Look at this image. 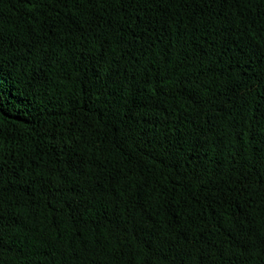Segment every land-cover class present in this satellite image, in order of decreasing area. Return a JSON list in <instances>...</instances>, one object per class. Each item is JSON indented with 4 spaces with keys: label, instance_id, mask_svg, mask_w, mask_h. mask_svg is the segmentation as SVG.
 Instances as JSON below:
<instances>
[{
    "label": "trees",
    "instance_id": "1",
    "mask_svg": "<svg viewBox=\"0 0 264 264\" xmlns=\"http://www.w3.org/2000/svg\"><path fill=\"white\" fill-rule=\"evenodd\" d=\"M0 264H264V0H0Z\"/></svg>",
    "mask_w": 264,
    "mask_h": 264
}]
</instances>
